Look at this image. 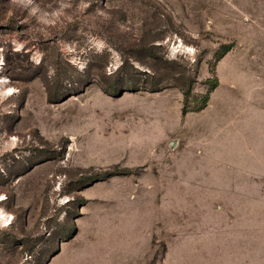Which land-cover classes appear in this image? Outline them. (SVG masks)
I'll return each instance as SVG.
<instances>
[{
	"label": "rangeland",
	"instance_id": "374dc122",
	"mask_svg": "<svg viewBox=\"0 0 264 264\" xmlns=\"http://www.w3.org/2000/svg\"><path fill=\"white\" fill-rule=\"evenodd\" d=\"M0 264H264V0H0Z\"/></svg>",
	"mask_w": 264,
	"mask_h": 264
},
{
	"label": "trees",
	"instance_id": "16d2710c",
	"mask_svg": "<svg viewBox=\"0 0 264 264\" xmlns=\"http://www.w3.org/2000/svg\"><path fill=\"white\" fill-rule=\"evenodd\" d=\"M186 97H187V91L184 92V98H186Z\"/></svg>",
	"mask_w": 264,
	"mask_h": 264
},
{
	"label": "bare ground",
	"instance_id": "6f19581e",
	"mask_svg": "<svg viewBox=\"0 0 264 264\" xmlns=\"http://www.w3.org/2000/svg\"><path fill=\"white\" fill-rule=\"evenodd\" d=\"M3 212V211H2ZM11 221V220H10Z\"/></svg>",
	"mask_w": 264,
	"mask_h": 264
}]
</instances>
